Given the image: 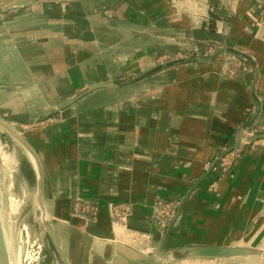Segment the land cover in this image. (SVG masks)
Returning a JSON list of instances; mask_svg holds the SVG:
<instances>
[{"label":"crops","instance_id":"0c3cea01","mask_svg":"<svg viewBox=\"0 0 264 264\" xmlns=\"http://www.w3.org/2000/svg\"><path fill=\"white\" fill-rule=\"evenodd\" d=\"M33 2L15 0L12 13L27 17ZM37 2L42 7L49 0ZM175 2L104 0L94 13L101 12L110 26L115 14L123 12L125 22H155L165 17L170 32L156 33L154 43L177 38L171 31L179 28L189 31L186 37L190 41H203L197 38L199 28L178 26L177 18L172 17V12L177 13ZM167 10L164 16L153 15ZM239 13L229 22L221 20L217 28L218 33H225L227 24H232L228 42L232 47L225 48L234 51L219 53L216 61L202 64L201 68L187 65L167 70L168 82L123 100H112L90 112L72 116L68 111L62 122L63 135L54 140L52 154L44 152L46 160L24 136L35 154L26 150L35 167L37 193L42 189V211L69 264H234L245 257H255L197 258L176 252L187 246L248 248L228 244L227 238H239L252 231L251 239L257 230H252L253 226L264 221V148H259L264 146V139L251 145L243 137L240 146L233 148L239 130L253 119L258 106L259 113L251 124L264 125V18L255 22L248 16L258 15V6H249L247 11L240 6ZM62 18H66L65 12ZM136 43L144 44L139 39ZM127 44L135 41H125ZM97 84L112 83L100 81L92 86ZM231 150L244 152L233 177L219 183L217 195L207 192L206 186L217 176L220 156ZM193 183L197 193L179 215V219L186 215L187 219L191 216V221H202L199 229L190 228L180 236L191 243L170 249L160 244L156 254L147 255L115 237L106 205H134L130 223L138 227L143 224L141 206L152 204L157 197L180 196ZM49 186L52 192L57 191L53 201L60 205L54 217L47 206ZM217 198L211 205V199ZM82 199L101 205L96 221L71 213V205ZM248 209L257 212L244 216ZM52 219L57 221L56 226Z\"/></svg>","mask_w":264,"mask_h":264},{"label":"rangeland","instance_id":"374dc122","mask_svg":"<svg viewBox=\"0 0 264 264\" xmlns=\"http://www.w3.org/2000/svg\"><path fill=\"white\" fill-rule=\"evenodd\" d=\"M37 1L34 0L28 16L22 17V14L12 13L15 0H0V117L25 136L45 160L44 152L52 154L54 140L63 135L62 122L68 111L72 116L90 112L112 100H123L145 88L168 82L167 70L187 65L201 68L205 63L183 60L130 86L92 91L54 116L40 122H35V119L61 108L96 82L121 83L174 59H207L221 48L232 47L228 44L233 34L232 24H227L225 33H218L217 28L221 20L229 22L234 16L239 17L240 6H244L246 11L249 6H258V15L248 13V16L255 22L264 18V0H256V3L255 0H173L177 13L172 12V17L177 18L178 26L199 28L197 38L203 41H190L186 37L189 31L179 28L176 32L171 31L177 38H163L154 43L156 33L170 32L165 17L155 22L149 19L145 23L135 20L125 22L123 12L115 14L110 26L101 12L94 13L104 0H49L42 7ZM64 12L66 18H62ZM168 12L155 11L153 15L164 16ZM138 39L144 44L137 45ZM130 40L135 44L125 45V41ZM218 55L212 60L216 61ZM243 137L251 145L260 142L264 139V125L249 124ZM243 154L234 150L223 152L218 160L217 176L206 186L207 192L217 195L219 183L226 177H233L235 165L240 164ZM194 183L180 196L157 197L152 204L141 206L140 221L143 224H138V227H132L130 223L136 210L134 205L115 204L114 207L120 208L119 216L110 204L106 205L112 227H122L123 238L118 239L135 245L147 255L156 254L160 244L170 249L191 243V240L180 236H184L190 228L199 229L202 221H191V216L187 219L186 215L179 219V215L197 193L198 188H192ZM56 192L54 189L52 192L50 186L46 190L48 210L53 217L60 208L53 201ZM218 199H211V205H215ZM100 210V204L88 199L71 205L73 215L92 221H96ZM250 212L256 214L257 211L248 209L243 212L244 216L250 215ZM0 216L9 264H63L45 230L43 211L38 203L37 175L31 157L1 125ZM51 223L57 225L56 220L52 219ZM252 230L256 231L251 239L252 231L239 238H227L228 244L249 246L252 253L245 256H255L251 259L245 257L234 264H264V221L255 224ZM43 231L45 236L42 240Z\"/></svg>","mask_w":264,"mask_h":264},{"label":"water","instance_id":"95a60500","mask_svg":"<svg viewBox=\"0 0 264 264\" xmlns=\"http://www.w3.org/2000/svg\"><path fill=\"white\" fill-rule=\"evenodd\" d=\"M228 50L234 51L233 49H230V48H221L217 52L212 54L211 57H209L207 59H197V58L176 59V60H172V61L163 63V64L141 74L140 76H137L135 78H132L130 80H127V81H124L121 83L97 84V85L91 86L88 89H86L84 92H82L81 94H79L78 96H76L75 98L70 100L69 102H67L61 108L50 112L47 116L37 118L34 121L40 122V121L45 120L48 117L54 116L59 110H63L64 108H67V107L73 105L79 98H81L82 96H84L87 93H90L92 91H95L98 89H119L122 87L130 86V85L148 77L152 73H154V72H156L162 68H165V67L172 65V64H176V63L181 62L183 60L189 61V62L207 63V62H210L217 54L224 52V51H228ZM258 113H259V106H258V108L254 114L253 119L249 123H247L246 125L242 126V128L239 130V132L237 134L236 143L233 147L234 149L238 148L240 146L241 141H242L243 136H244L245 128L253 122V120L256 118ZM0 125L3 126L4 128H6L10 132V134L25 148V150H27L31 155L35 156L34 151L31 147V145L28 143V141L8 121H6L4 118L0 117ZM221 157L222 156H220V158ZM38 203H39L40 208L43 210L42 189L41 188H39V191H38ZM43 217L45 220V223H44L45 224V230L48 233V235L50 236L51 241H52L55 249L57 250V252L60 255L61 259L63 260L64 264H69L67 256L65 255L61 246L59 245V243L56 239V236H55V234L51 228V225H50L45 213H43ZM44 236H45V231H43L41 234L42 240H43ZM176 252H177V254H179L180 256H183V257H197V258H233V257L249 255L252 253V251L248 248L211 247V246H187V247L177 249ZM0 264H9L8 248H7V243H6V239H5V232H4L1 216H0Z\"/></svg>","mask_w":264,"mask_h":264},{"label":"bare ground","instance_id":"6f19581e","mask_svg":"<svg viewBox=\"0 0 264 264\" xmlns=\"http://www.w3.org/2000/svg\"><path fill=\"white\" fill-rule=\"evenodd\" d=\"M2 141V140H1ZM3 143V142H2ZM10 208V207H9ZM17 210V209H16ZM114 227V228H113ZM113 232L116 233L115 237L118 238H123V234H122V227L120 226H113ZM27 232V231H26ZM126 234V233H125ZM125 239V238H124ZM11 264V263H10Z\"/></svg>","mask_w":264,"mask_h":264},{"label":"built area","instance_id":"2783aa9c","mask_svg":"<svg viewBox=\"0 0 264 264\" xmlns=\"http://www.w3.org/2000/svg\"><path fill=\"white\" fill-rule=\"evenodd\" d=\"M115 204H117V203H110V206H111L112 210H115L116 214L119 216L120 215V208L119 207H114Z\"/></svg>","mask_w":264,"mask_h":264}]
</instances>
